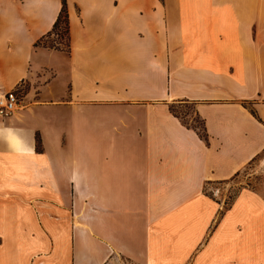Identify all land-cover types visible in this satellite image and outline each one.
<instances>
[{"label": "crops", "instance_id": "0c3cea01", "mask_svg": "<svg viewBox=\"0 0 264 264\" xmlns=\"http://www.w3.org/2000/svg\"><path fill=\"white\" fill-rule=\"evenodd\" d=\"M62 1L0 0V264H264V198L204 192L264 148V0H64L68 52Z\"/></svg>", "mask_w": 264, "mask_h": 264}, {"label": "rangeland", "instance_id": "374dc122", "mask_svg": "<svg viewBox=\"0 0 264 264\" xmlns=\"http://www.w3.org/2000/svg\"><path fill=\"white\" fill-rule=\"evenodd\" d=\"M42 45L48 48L59 46L65 49V39H60L55 35L50 36L49 38H45L43 40ZM52 61L55 62V59H53ZM250 104L248 106L249 108H251V112L256 116V114L254 113V109H252L253 106L252 104ZM170 107L173 108L174 113L185 124H188L189 126L196 128L197 130H201L202 122L194 114V108L191 103H175ZM243 188L254 190L264 198V148L252 160H250L248 164H246L237 175L226 181L206 185L204 187V192L216 198L219 203H222L223 208H227L234 196L238 193L239 190ZM115 264L133 263L128 260L121 259L119 262L118 260H116Z\"/></svg>", "mask_w": 264, "mask_h": 264}, {"label": "trees", "instance_id": "16d2710c", "mask_svg": "<svg viewBox=\"0 0 264 264\" xmlns=\"http://www.w3.org/2000/svg\"><path fill=\"white\" fill-rule=\"evenodd\" d=\"M54 35L59 37L60 39H65V49H63L62 47H59V46H53V47L56 49L58 48V49H62V50L67 51L69 49V23H68V15H67L64 0L62 1V7L60 9V12H59L55 22L53 23L51 30L41 40H39L37 42V44H42V42L45 38H49L50 36H54ZM170 110L174 113L172 107H170ZM198 133L201 137L206 138V134H205L203 125H202L201 130H198Z\"/></svg>", "mask_w": 264, "mask_h": 264}, {"label": "built area", "instance_id": "2783aa9c", "mask_svg": "<svg viewBox=\"0 0 264 264\" xmlns=\"http://www.w3.org/2000/svg\"><path fill=\"white\" fill-rule=\"evenodd\" d=\"M21 104V98L15 89L0 95V117L11 115Z\"/></svg>", "mask_w": 264, "mask_h": 264}]
</instances>
